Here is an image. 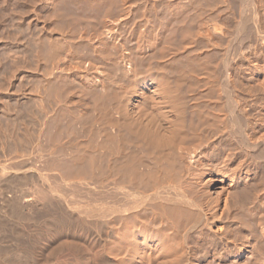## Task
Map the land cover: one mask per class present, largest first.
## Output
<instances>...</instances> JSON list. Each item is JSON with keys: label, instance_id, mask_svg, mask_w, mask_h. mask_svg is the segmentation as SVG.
<instances>
[{"label": "bare ground", "instance_id": "6f19581e", "mask_svg": "<svg viewBox=\"0 0 264 264\" xmlns=\"http://www.w3.org/2000/svg\"><path fill=\"white\" fill-rule=\"evenodd\" d=\"M235 1L242 110L230 61L212 66L188 47L184 12L79 38L90 107L65 106L63 122L64 105L44 110L41 86L34 129L14 128L20 142L0 132L5 149L21 147L0 159V264H264V0ZM48 38L38 37L40 59L58 52ZM62 80L74 82L49 64L42 85Z\"/></svg>", "mask_w": 264, "mask_h": 264}, {"label": "rangeland", "instance_id": "374dc122", "mask_svg": "<svg viewBox=\"0 0 264 264\" xmlns=\"http://www.w3.org/2000/svg\"><path fill=\"white\" fill-rule=\"evenodd\" d=\"M25 1H28V4ZM87 1L91 2V0H0V18L2 17V20L0 19V125L3 128H0V132L5 130L7 134L10 131L11 134L15 132L16 137L17 133L21 134L25 128L34 129L33 126L36 121L32 116V111L39 109V90L41 86V104L44 110H55L57 107L64 105L61 109L62 113L63 110L64 113L66 112L63 122L69 117V119L73 118L71 115L73 112L67 111L65 106L74 107L77 110H85L86 107H90L92 104L91 94L82 90L84 81L79 75V70L75 69L77 56L88 51L85 45V47L78 45L79 38L97 35L105 31L110 24L124 21H128L124 31L135 26L139 27V30H143L145 26L156 22L157 18L161 17L163 13L168 12V9H172L173 12H184L185 16L181 18L184 23L181 25L187 26L188 33H190L193 40V42L190 40L192 43L188 47L193 46L194 52L198 55H206L205 58H208L206 60L203 58L204 62L208 61L212 66L216 65L220 68L223 58H228V61H230L229 70L233 67L232 71H229L232 92L239 109L242 110L243 101L246 99L247 62L242 57V47L234 46L233 41L239 20V6L235 0H92L94 2L92 5H98V10L95 9V11H93V7L92 9L87 6ZM82 8L83 14L81 10L79 11ZM79 14L82 15L80 20ZM181 19L178 21L181 22ZM217 27H220V29H213ZM40 34L52 37L51 40L48 38L49 41H53L59 47H57L58 52L53 57L45 56L41 59L38 57L37 45ZM48 39L45 42L46 45L49 42ZM176 40L173 45L180 46L178 40L182 41L181 38L176 37ZM203 61L201 64L204 63ZM49 64H54L58 69L71 74L74 82L59 81L60 83L55 84L57 89L54 86L55 91L43 86L42 75H45ZM205 65L206 63L202 66ZM218 67L213 68L219 71ZM195 85L192 88L194 91L204 90L203 84H200L201 86ZM24 113H26L25 116ZM28 115L31 118L27 117ZM27 118L26 122L25 119ZM25 122L27 124L33 122V126L29 124L28 128L24 127L27 126ZM20 124L23 126H19ZM12 126L14 127L12 128ZM18 128H21V130ZM216 135H219V133ZM17 140L16 137L15 142L19 141ZM0 143V159L7 154L12 155V152L18 153L21 150L19 143L16 144L17 146L9 143L12 146L8 150L5 149L7 146L4 145L3 141ZM18 146L20 150L16 148ZM9 149L13 150H10L11 154L7 153ZM4 150H6V155ZM182 167V174L186 176L184 164ZM196 234L194 233V235ZM190 244L191 249L194 250V241L192 240ZM208 263L219 264V261L216 257L210 256L206 261L201 262V264Z\"/></svg>", "mask_w": 264, "mask_h": 264}]
</instances>
